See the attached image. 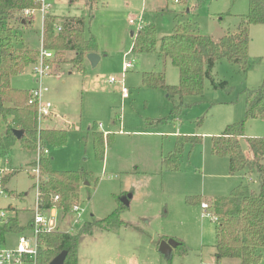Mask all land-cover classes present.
Returning <instances> with one entry per match:
<instances>
[{
	"label": "rangeland",
	"instance_id": "1",
	"mask_svg": "<svg viewBox=\"0 0 264 264\" xmlns=\"http://www.w3.org/2000/svg\"><path fill=\"white\" fill-rule=\"evenodd\" d=\"M86 1L46 0L51 5L48 14L59 20L65 16L84 17L85 33L95 38L103 55L95 66L84 64V74L64 64L74 57L70 58L68 52L54 55L42 79L47 88L42 101H49L54 113L68 123L64 122L65 142L49 146L51 168L81 171L86 176L81 179L74 201L86 212L73 227L71 218L62 217L57 230L78 234L91 218L102 219L117 211L120 225L111 222L109 229L94 228L91 234H81L77 264H215L216 217L212 216L209 200L228 195L236 184L247 179L228 173V159L212 153L211 138L220 135L228 124L244 118L245 90L262 83L264 25L249 27V54L258 59L253 69L243 72L220 59L212 74L216 81H226L227 88L215 89L206 79L202 95L180 98L169 96L163 88L142 84L141 73L153 70L163 71L169 86L179 82L178 69L159 51L160 38L171 34L179 24L216 40L236 28L240 15L248 10V0H90L94 2L90 8ZM128 16H142L144 26L156 27L155 51L130 50V34L136 31L128 24ZM31 17V23L12 24L16 32L14 47H41V15L36 11ZM125 59L132 63L127 71L122 68ZM56 62L63 65L55 66ZM30 71L27 67L13 76L11 86L28 91L38 87ZM111 77L116 81L111 82ZM121 81L129 90L126 98L119 90ZM56 115L49 119L57 120ZM49 119H41V124ZM94 124L104 139L102 158L94 148L90 128ZM244 134L264 137V117L246 120ZM181 139L184 141L178 168H166L162 158ZM242 147L246 149L245 141ZM35 157L18 143L8 157H0V190L4 192L0 208L7 211L11 222V229H0L3 246L14 247L19 236L32 234L29 224L35 207L36 180L30 175V163ZM250 179L251 186L258 189L255 177ZM125 193L131 194L128 205L120 200ZM194 195H201L202 203L208 207L188 205L186 197ZM58 215H63L62 209ZM170 238L179 244L172 249L171 257L165 258L157 244ZM217 264L240 261L223 258ZM258 264H264V252Z\"/></svg>",
	"mask_w": 264,
	"mask_h": 264
},
{
	"label": "trees",
	"instance_id": "2",
	"mask_svg": "<svg viewBox=\"0 0 264 264\" xmlns=\"http://www.w3.org/2000/svg\"><path fill=\"white\" fill-rule=\"evenodd\" d=\"M40 6L39 0H0V157H8L16 143L25 152H36L38 144L49 150V146H59L65 142L66 130L41 124L36 107L27 103L29 91L11 86V78L20 75L27 67L31 70L39 53V50L23 44L14 47L16 32L12 24L15 21L23 25L31 23L33 13L27 17L23 12H36ZM57 24L61 26L60 31L55 29ZM253 24L264 25V0H248V10L240 15L236 28L216 40L195 29L175 24L171 34L160 38L159 51L178 69V84L167 85L164 72L155 70L141 73L142 84L150 88H163L169 96L174 94L180 98L202 95L206 79L215 89L227 88L226 81H216L213 77L214 65L224 58L243 72L256 66L258 59L249 54V27ZM84 25L85 18L82 16H65L59 20L46 14L41 32V46L44 49L57 56L68 51L74 52L70 63L80 73L84 72L85 55L97 50L95 38L85 33ZM157 39L156 27L146 24L131 36L130 50L153 52ZM47 62L52 64V61ZM245 94L244 118L228 124L220 135L211 138L212 153L228 159V173L239 174L247 179L236 184L228 195L209 200L212 216L216 217L215 264L223 258H237L240 264H258L264 252V137H247L244 134L246 120L264 117V78L258 87L246 89ZM95 126L90 127L94 132V148L102 158L104 139L102 134L96 132ZM14 131L21 132L19 138ZM182 141L178 140L175 148L162 158L163 166L178 168ZM192 141L195 143L196 139ZM242 141L246 142V149H243ZM31 164L34 166L35 160ZM39 168L40 208L48 209L53 204V196L58 195L56 204L62 209L63 216L67 217L78 198L81 179L85 180L86 176L81 171L53 170L49 155L40 157ZM252 175L258 182V189L251 186ZM203 200L201 195L187 196L185 199L190 206H201ZM111 222L115 225L122 223L117 211L102 219L91 218V221L82 225L78 234L61 230L40 234L36 264H50L62 250L67 251L64 264H77V246L81 234H91L94 228L109 229ZM10 224L9 221L2 230L11 229Z\"/></svg>",
	"mask_w": 264,
	"mask_h": 264
},
{
	"label": "built area",
	"instance_id": "3",
	"mask_svg": "<svg viewBox=\"0 0 264 264\" xmlns=\"http://www.w3.org/2000/svg\"><path fill=\"white\" fill-rule=\"evenodd\" d=\"M41 3L38 11L42 17V23L45 15L47 14V10L49 8V4L45 0H39ZM173 2H180L181 0H172ZM34 11L25 10L23 14L25 16H31ZM128 23L134 26V31L138 32L144 26L142 24V16L138 17H130L128 19ZM56 31L61 30L60 24L55 25ZM133 35V34H132ZM38 59L37 62L31 67L32 74L36 77V81L38 82V87L31 88L29 90V99L27 101L28 104L33 105L37 109L38 119L41 121L43 118L53 116L52 104L49 101H42V94L47 91V88L43 86L42 79L48 73L50 69V63L47 61H52L54 59V54L52 51L44 49L42 46L38 49ZM127 53H125L126 56ZM47 60V61H46ZM132 66V63L128 60H124L122 64V68L124 71H127ZM111 82H115L116 79L111 77ZM120 93L123 98H126L129 94V90L123 86V81L120 82ZM48 149L46 147L37 145L36 148V157L35 164L30 169L33 174L32 179L35 178L34 187L36 192L35 198V207L33 209V215L30 220L29 226L31 227L32 234L30 236L21 235L18 237L17 243L14 247H6L1 244L0 240V264H36V258L38 254L39 241L38 236L45 232H51L59 229L58 220H63V215H58V211L61 210L60 207L56 206V201H58L59 196H53V204L48 209L40 208V200L38 193V183H39V161L41 156L48 155ZM4 192L0 190V195ZM203 207L207 208L208 205L202 203ZM44 211V212H42ZM86 212V208L80 205L79 202L74 203L71 206L69 211V215L67 217L71 218V225L76 222H80L82 215ZM216 220V218H215ZM10 221L8 217L7 211L3 208H0V229L1 227L7 225Z\"/></svg>",
	"mask_w": 264,
	"mask_h": 264
},
{
	"label": "water",
	"instance_id": "4",
	"mask_svg": "<svg viewBox=\"0 0 264 264\" xmlns=\"http://www.w3.org/2000/svg\"><path fill=\"white\" fill-rule=\"evenodd\" d=\"M133 33H131L132 36ZM85 58L89 61V63L92 66H95L97 62L99 61L100 56L96 52H89L85 55ZM14 134L17 138L20 137L21 132L20 131H14ZM131 198V194L127 193L123 197H121V202L124 205H128L129 199ZM179 242L175 239H163L158 243L157 250L158 252L163 255L165 258L171 257L172 249L177 246ZM67 255L66 250H62L59 252L51 261L50 264H64L65 258Z\"/></svg>",
	"mask_w": 264,
	"mask_h": 264
},
{
	"label": "crops",
	"instance_id": "5",
	"mask_svg": "<svg viewBox=\"0 0 264 264\" xmlns=\"http://www.w3.org/2000/svg\"><path fill=\"white\" fill-rule=\"evenodd\" d=\"M46 1V0H45ZM85 1V0H84ZM48 3V2H47ZM85 4H86V6H88L89 8L92 6V4L94 3H92V2H89V1H86V2H84ZM49 4V3H48ZM50 5V4H49ZM51 8V5L49 6V8H48V10H47V14H48V11H49V9ZM40 13V12H39ZM33 15V14H32ZM41 15V14H40ZM29 17V16H28ZM129 18L130 17H132V16H128ZM134 17H136V16H134ZM128 18V19H129ZM41 19H42V17H41ZM127 22H128V20H127ZM129 24V23H128ZM87 35H90V34H87ZM130 36H131V34H130ZM68 53L70 54V58H72L75 54H74V52H72V51H68ZM96 53L100 56V58H99V61L102 59V57H103V55H101L100 54V51H99V49H98V46H97V50H96ZM98 61V62H99ZM97 62V63H98ZM64 64H69V65H71V63L69 62H67V63H64ZM84 64H89V61L84 57V59H83V66H84ZM54 65L55 66H61V65H63V64H61V63H54ZM53 65V66H54ZM31 72V71H30ZM84 72H85V67H84ZM84 72L82 73V74H84ZM120 90V89H119ZM52 110H53V107H52ZM53 116H55L56 114L54 113V111H53ZM57 117V120H53L52 118H50L48 121H46V126L47 127H49V128H54V129H64L65 127H67V125L66 124H68L62 117H59L58 115H56ZM66 124H65V123ZM64 130H66V129H64ZM67 131V130H66ZM32 154H35V152H32ZM33 162V161H32ZM31 162V163H32ZM30 163V164H31ZM32 165V164H31ZM239 175V174H238ZM240 176V179L242 180V176L241 175H239ZM127 193H125L124 195H126ZM121 199V198H120ZM130 200V199H129ZM92 216V215H91ZM126 225H128L127 223H126Z\"/></svg>",
	"mask_w": 264,
	"mask_h": 264
}]
</instances>
